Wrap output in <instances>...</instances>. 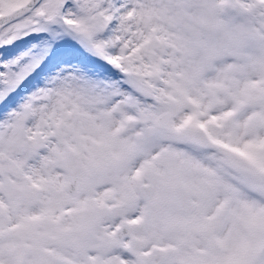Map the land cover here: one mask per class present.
<instances>
[{
  "label": "snow or ice",
  "instance_id": "obj_1",
  "mask_svg": "<svg viewBox=\"0 0 264 264\" xmlns=\"http://www.w3.org/2000/svg\"><path fill=\"white\" fill-rule=\"evenodd\" d=\"M0 264H264V0H0Z\"/></svg>",
  "mask_w": 264,
  "mask_h": 264
}]
</instances>
